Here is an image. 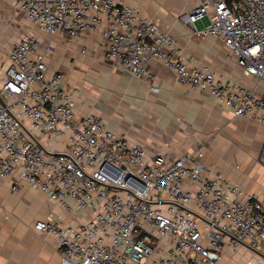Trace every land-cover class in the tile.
Segmentation results:
<instances>
[{"label": "built area", "instance_id": "2783aa9c", "mask_svg": "<svg viewBox=\"0 0 264 264\" xmlns=\"http://www.w3.org/2000/svg\"><path fill=\"white\" fill-rule=\"evenodd\" d=\"M47 37L22 35L0 53V180L18 192L23 183L47 194L54 212L36 220L39 234H54L62 264H228L227 250L264 248V195L242 198L237 182L200 172L199 149L171 158L149 154L89 113H77L78 88L50 72L54 37L77 38L101 30L107 58L158 91L152 60L176 80L208 93L264 126V0H197L180 15L204 18L197 36L224 41L257 86L224 82L209 65H189L175 36L142 16L126 0H4ZM259 161L264 164V138Z\"/></svg>", "mask_w": 264, "mask_h": 264}, {"label": "crops", "instance_id": "0c3cea01", "mask_svg": "<svg viewBox=\"0 0 264 264\" xmlns=\"http://www.w3.org/2000/svg\"><path fill=\"white\" fill-rule=\"evenodd\" d=\"M126 1L162 31L175 36L174 43L183 50L189 65H209L224 82L257 86L258 81L243 72L222 39L195 34L207 18L192 24L181 20L180 15L192 10L197 0ZM34 25L39 33L27 34L40 38L44 46L49 39ZM53 44L47 57L49 71L63 72L66 87L79 89V117L94 113L108 129L126 135L132 144H143L149 154L175 158L200 149L203 154L196 158L198 171L212 168L213 174L237 182L244 190L243 199L264 195V164L259 161L262 124L235 115L211 94L179 83L175 71L158 60L149 63L159 87L151 90L144 78L133 76L106 57L100 29L77 38L58 35ZM263 84L258 82V91L264 92ZM219 154L227 159L223 161ZM49 212L68 221L82 220L57 206L43 191L23 183L20 191L12 192L11 183L0 180V264H62L56 236L34 230L36 220ZM225 261L264 264V248L241 245L236 253L227 250Z\"/></svg>", "mask_w": 264, "mask_h": 264}, {"label": "rangeland", "instance_id": "374dc122", "mask_svg": "<svg viewBox=\"0 0 264 264\" xmlns=\"http://www.w3.org/2000/svg\"><path fill=\"white\" fill-rule=\"evenodd\" d=\"M29 32L39 33V29L29 22L16 7L0 0V51H3L19 37ZM219 155L223 161L227 159L224 154Z\"/></svg>", "mask_w": 264, "mask_h": 264}, {"label": "bare ground", "instance_id": "6f19581e", "mask_svg": "<svg viewBox=\"0 0 264 264\" xmlns=\"http://www.w3.org/2000/svg\"><path fill=\"white\" fill-rule=\"evenodd\" d=\"M190 86V85H189ZM198 90V89H197ZM199 91V90H198Z\"/></svg>", "mask_w": 264, "mask_h": 264}]
</instances>
